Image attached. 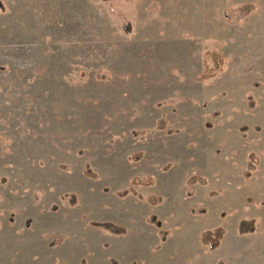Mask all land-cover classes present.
<instances>
[{"label": "rangeland", "instance_id": "1", "mask_svg": "<svg viewBox=\"0 0 264 264\" xmlns=\"http://www.w3.org/2000/svg\"><path fill=\"white\" fill-rule=\"evenodd\" d=\"M110 3L0 0V264H264V0Z\"/></svg>", "mask_w": 264, "mask_h": 264}, {"label": "trees", "instance_id": "2", "mask_svg": "<svg viewBox=\"0 0 264 264\" xmlns=\"http://www.w3.org/2000/svg\"><path fill=\"white\" fill-rule=\"evenodd\" d=\"M109 7V10L112 14H117L120 15V13H115L113 11V7L112 4L110 3V0H103ZM253 10V6L252 5H244L241 8H238L236 11H229L225 14V19L228 22H231L233 24H237L240 19H242L244 16L248 15L251 11ZM123 18L124 23L122 24L123 30L126 34H129L130 32V27L128 25V22H126V19L123 15H121ZM205 57L210 58L212 65L210 66L209 64L205 65L204 71L203 73H201L198 77H197V81L198 82H204L206 80L211 79L216 72H219L221 69V57L219 54L215 53V52H208L205 53ZM101 78L105 79L104 76H100ZM249 108H251V105H249ZM164 126V124L159 123L157 125V129L162 130L164 128H162ZM166 133L171 134L174 131L168 130L166 129ZM254 161L255 158L252 154L249 155V162L247 164V168L245 171V178H249L251 172H253L254 170ZM89 168L88 165H86L85 169L87 170ZM189 184H195L197 182H199L200 184L205 185V180L200 178V177H190L187 181ZM137 181L136 180H132L131 181V187L129 188V190H124V191H118L116 192V195L124 198L126 197L128 194H132L136 197H138L139 199H142V197L140 195H138L136 193V191L133 189V187L135 185H137ZM147 201L150 203H152L153 205H159L161 202V199L158 197H153L150 196ZM199 214H201V211H198ZM151 222L156 225L157 228H161V222L157 219V217L155 216H151L150 217ZM92 225L94 227H99L101 229H104V231H107L109 233L112 234H120L125 232V230L123 228L114 226L112 224L109 223H92ZM254 231V222L252 220H241L238 223V232L240 234H247V233H252ZM159 235H160V240L162 242L165 241L166 235L167 233L164 230H159ZM224 235V231L221 228H216L213 231L207 230L201 233V242L202 244L206 245L208 247L209 250H214L219 246L220 241L222 240ZM58 239V238H57ZM57 242H61V239H58Z\"/></svg>", "mask_w": 264, "mask_h": 264}, {"label": "crops", "instance_id": "3", "mask_svg": "<svg viewBox=\"0 0 264 264\" xmlns=\"http://www.w3.org/2000/svg\"><path fill=\"white\" fill-rule=\"evenodd\" d=\"M136 186V185H135Z\"/></svg>", "mask_w": 264, "mask_h": 264}]
</instances>
